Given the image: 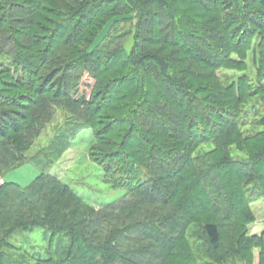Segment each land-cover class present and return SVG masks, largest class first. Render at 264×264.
Listing matches in <instances>:
<instances>
[{"label": "trees", "instance_id": "1", "mask_svg": "<svg viewBox=\"0 0 264 264\" xmlns=\"http://www.w3.org/2000/svg\"><path fill=\"white\" fill-rule=\"evenodd\" d=\"M120 22L130 28L116 31ZM256 34L263 46L264 0H0V57L10 59L0 68V172L21 163L12 152L38 130L35 117L47 116L40 109L25 114L22 102L46 92L79 111L71 137L90 128L91 147L110 149L96 154L92 147L90 157L112 187L126 191L95 209L44 168L26 186L1 181L0 264H23L3 248L12 232L36 226L47 229L50 246L25 264H152L186 254L174 249L173 237L193 215L245 204L234 199L237 192L226 203L197 196L209 166L200 169L193 152L235 137L244 110L216 94L214 71ZM242 88L231 84L229 98L242 99ZM255 160L218 167L225 175L250 167L258 173L264 151ZM240 217L243 226L251 219ZM219 221L216 215L202 225L216 255ZM58 234L68 237L66 247L53 245ZM243 238L261 245L264 230Z\"/></svg>", "mask_w": 264, "mask_h": 264}, {"label": "rangeland", "instance_id": "2", "mask_svg": "<svg viewBox=\"0 0 264 264\" xmlns=\"http://www.w3.org/2000/svg\"><path fill=\"white\" fill-rule=\"evenodd\" d=\"M129 28L128 22H120L115 27L116 31ZM259 40L260 35L256 34L253 41L248 43L243 51L232 53L229 61L214 71L216 94H225L229 99L228 102L236 106V109L241 107L240 109L243 108L245 111L240 112L239 125L232 134L235 137L231 141L221 143L219 141L207 142L193 152V155L198 158L196 161L202 166L200 169L209 166V170L206 171L208 174L201 181V189L196 191L197 196H209L213 199L211 202L220 200L226 203L228 194L233 198L230 193L237 192L234 199L240 201L243 198L246 203L239 204L238 209L232 204L227 209L221 205L219 215L214 212L193 215L189 223H182L184 226L182 233L173 237L178 238L174 249L183 250L186 254L176 257L173 253V258L168 255L161 261H153L152 264L154 262V264L157 262L158 264H185L182 258L187 256L201 263L214 262L213 264H217L215 258H220L223 264H264V243L257 245L243 238L260 234L264 230V163L260 164L261 168L258 173L256 172L258 168L251 169L250 167L245 170L248 173L241 176L233 169L225 175L223 169L218 167V163L224 162L229 164L234 161H256L255 158L264 151V125L260 122V117L264 116V45H259ZM131 44L132 40L128 38L125 45L127 50L130 49ZM9 61V57H0V68H4ZM234 82L241 83L243 87L242 99L229 98L228 93L232 92L229 88ZM206 94L211 93L209 91ZM50 97H53L51 93L47 95L45 92L43 95H36L21 101L25 107L23 109L25 114L33 112L32 110H35L36 114L40 109L39 112L44 111L47 116L41 118L38 115L40 120L37 116L35 117L38 120V125L35 126L38 130L34 133L30 130L26 132L24 142L26 145H23L20 153L12 152L13 156L21 155L22 158L19 161L21 163L12 164L14 167L10 169L3 168L0 172V183L1 181H12L26 186L44 168L47 173L68 185L95 209L122 197L126 191L112 187L111 182L104 175L103 168L90 157L92 147H95L96 154H98V149H108L97 147V145L91 147L93 133L90 128H82L74 137H71L72 128L77 124L74 121L77 120L79 111L75 109V106L65 107L61 98L53 97L55 99L51 100ZM49 99L52 102H48ZM92 117L95 118L96 128H98L102 121H98L95 114ZM7 121H10V118L7 117ZM184 202L181 203L185 210L194 213L195 210L190 212V205ZM213 206L217 208V205L213 204ZM245 213L251 219L248 220L247 225L243 226L240 224L243 221L240 216ZM216 215L220 220L222 234L217 255L213 253L214 249L209 245L202 229L203 222ZM47 232L44 226H36L29 231H14L7 238L11 242L7 241L9 245L4 246L3 249L11 259L20 260L23 264L32 262L33 252L46 250L50 246ZM238 236L243 240H239ZM52 242L55 247L61 248L66 247L69 241L68 237L58 234L52 237ZM237 247L238 250H236ZM30 254L33 255L30 256Z\"/></svg>", "mask_w": 264, "mask_h": 264}]
</instances>
